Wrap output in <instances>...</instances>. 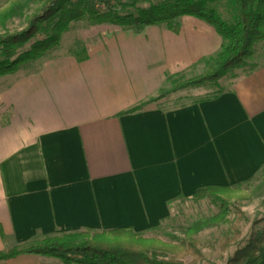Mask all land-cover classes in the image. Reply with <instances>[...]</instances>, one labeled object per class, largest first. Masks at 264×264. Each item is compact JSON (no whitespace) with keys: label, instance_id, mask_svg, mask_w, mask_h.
Segmentation results:
<instances>
[{"label":"crops","instance_id":"obj_1","mask_svg":"<svg viewBox=\"0 0 264 264\" xmlns=\"http://www.w3.org/2000/svg\"><path fill=\"white\" fill-rule=\"evenodd\" d=\"M181 23L179 33L97 25L101 39L81 46L86 60L76 52L1 78L0 253L81 231L147 232L171 216L169 203L264 170L262 45L253 71L217 99L167 106L163 97L124 114L221 51L214 27L194 17ZM45 259L0 264H56Z\"/></svg>","mask_w":264,"mask_h":264},{"label":"trees","instance_id":"obj_2","mask_svg":"<svg viewBox=\"0 0 264 264\" xmlns=\"http://www.w3.org/2000/svg\"><path fill=\"white\" fill-rule=\"evenodd\" d=\"M9 1L12 6L0 12L2 22L10 20L16 13L17 0ZM36 1L40 5L39 12L28 20L25 30L0 34V78L17 73L27 64L37 62L59 48L63 35L70 32L75 23L112 25L127 30L157 25L179 33L182 19L194 17L214 27L223 39V45L217 55L206 61L207 70L201 76L191 79L171 77L170 91L208 84L217 87L218 92L203 100L205 102L222 95L224 90L218 87L219 80L247 69L248 61L256 58L258 46H264V0ZM141 2L147 5L141 6ZM220 6L228 9L227 16L221 13ZM78 59H87L86 48H81ZM254 68L252 66L249 70ZM165 96L166 93L162 92L158 98L143 102L124 114L142 112ZM255 181L256 177L233 187L209 186L198 190L191 198H181L195 202L209 200L219 207L220 212L182 229L184 239L180 241L146 238L132 228L81 231L52 236L22 249L1 252L0 263L32 254L58 260L61 264H186L187 258L192 259L190 264H214L202 253L197 236L206 229L227 223L235 210L238 215L235 235L223 237L220 261L225 264H264V230L259 229L264 224V216L248 220L235 205L236 199L242 197V193ZM257 183L264 186V177ZM178 201L181 200L169 203V207L172 209ZM243 221L251 223V230L241 239L239 226Z\"/></svg>","mask_w":264,"mask_h":264},{"label":"rangeland","instance_id":"obj_3","mask_svg":"<svg viewBox=\"0 0 264 264\" xmlns=\"http://www.w3.org/2000/svg\"><path fill=\"white\" fill-rule=\"evenodd\" d=\"M140 4L141 6L147 5L146 3L142 2ZM11 6V1L0 0V12L9 9ZM39 8L40 5L37 3L36 0L15 1L16 13L10 20L6 22L0 21V34L2 35L5 33H14L25 30L27 28L28 20L39 12ZM219 10L221 11V13L227 16L228 9H226L225 6H220ZM101 30V28L91 26L85 22L75 23L73 24L72 30L63 35L59 48L53 50L45 58L34 63H29L23 68H21L17 73L7 76H17L19 73H21V71H24L25 68H39L40 64L49 58L80 52L81 46L86 47L88 44L90 45L92 42L101 39ZM109 33L110 32H108V34ZM253 60L254 59L248 61V66L253 65ZM206 70L207 69L203 66L200 71H195L187 75L186 79L201 76ZM249 71L253 70H246V72ZM241 72H243V70H238L233 74H228L222 77L218 82V87L224 91L229 90L233 86L234 78L237 74ZM5 80L8 79L6 78L0 80V90L3 87V84L5 85L7 83V81ZM170 90L165 91V97L167 98L164 102L167 106H176L182 102H189L199 98L212 97L218 92L217 87L208 84L203 86V88H189L186 92L187 95L183 98L178 99L179 97H177V95L173 96ZM262 177H264V170L257 175L254 184L252 183V185L247 188V191L245 190L242 193V197L236 199L238 201H236L235 205L242 210L245 215V218L251 221L259 217L260 215L264 216V186H262V184L260 183H257V180L259 181ZM219 212V207L210 202L209 200H204L201 202L181 200L174 204L173 208L171 209V216L161 222L160 227L149 230L147 232H143V236L146 238L161 239L166 242L180 241L184 239L182 229H185L186 227L192 225L198 220L212 217L218 214ZM237 219L238 215L234 210L229 215L227 223L206 229L200 235L197 236V239L200 243L201 251L210 261V263L225 264L223 261H220V257L222 255L220 243L225 235L228 234L232 237L235 235L234 226ZM239 228L241 233L240 238L242 239L249 235V232L251 230V223L248 224V222L244 223L243 221L240 224ZM259 229L264 230V224L260 225ZM45 260L56 262V264H61L58 260L55 259ZM191 260V258H187L185 260L186 264H190Z\"/></svg>","mask_w":264,"mask_h":264}]
</instances>
